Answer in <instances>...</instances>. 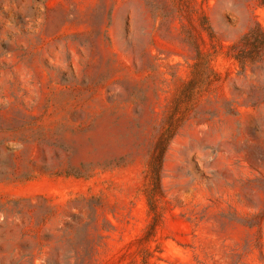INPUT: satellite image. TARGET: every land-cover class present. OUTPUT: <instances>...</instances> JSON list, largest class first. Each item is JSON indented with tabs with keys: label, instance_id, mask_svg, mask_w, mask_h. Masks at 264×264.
Listing matches in <instances>:
<instances>
[{
	"label": "rangeland",
	"instance_id": "1",
	"mask_svg": "<svg viewBox=\"0 0 264 264\" xmlns=\"http://www.w3.org/2000/svg\"><path fill=\"white\" fill-rule=\"evenodd\" d=\"M258 25L264 0H0V264H264V61L231 49Z\"/></svg>",
	"mask_w": 264,
	"mask_h": 264
},
{
	"label": "trees",
	"instance_id": "2",
	"mask_svg": "<svg viewBox=\"0 0 264 264\" xmlns=\"http://www.w3.org/2000/svg\"><path fill=\"white\" fill-rule=\"evenodd\" d=\"M231 49L236 51L233 56L244 69L249 63H255L257 59L264 61V31L262 27L258 25L245 33L237 44L231 46ZM160 168L161 166L158 165L153 170L158 185H160Z\"/></svg>",
	"mask_w": 264,
	"mask_h": 264
}]
</instances>
